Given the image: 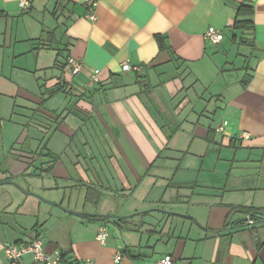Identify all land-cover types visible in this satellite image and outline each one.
<instances>
[{
	"label": "crops",
	"instance_id": "0c3cea01",
	"mask_svg": "<svg viewBox=\"0 0 264 264\" xmlns=\"http://www.w3.org/2000/svg\"><path fill=\"white\" fill-rule=\"evenodd\" d=\"M6 180L83 217L0 186V264L37 238L74 264H264V0H0Z\"/></svg>",
	"mask_w": 264,
	"mask_h": 264
},
{
	"label": "built area",
	"instance_id": "2783aa9c",
	"mask_svg": "<svg viewBox=\"0 0 264 264\" xmlns=\"http://www.w3.org/2000/svg\"><path fill=\"white\" fill-rule=\"evenodd\" d=\"M31 0H20V7L22 9H27L30 7ZM92 20L94 17L92 15L89 16ZM206 39L214 44H220L223 39V33L213 27L209 28L206 33ZM67 67L72 76L79 75L83 69V63L79 59L69 57L67 60ZM122 71L125 73L140 71V68L132 65L129 61H125L122 64ZM100 71L96 70L91 79V85L99 81ZM246 139V136L243 137ZM108 237V229L106 227H102L98 233L97 240L99 243L104 244ZM5 258L11 264H20L21 260L26 255H32L35 262L39 264H63L61 253H58L55 256L50 255L46 252L44 248V241L42 239H35L29 243L21 244V245H7L5 247ZM123 256L120 252H117L115 255V262L119 263L122 260ZM86 264H93L90 261H87ZM157 264H174L173 258L169 255L162 257Z\"/></svg>",
	"mask_w": 264,
	"mask_h": 264
},
{
	"label": "trees",
	"instance_id": "16d2710c",
	"mask_svg": "<svg viewBox=\"0 0 264 264\" xmlns=\"http://www.w3.org/2000/svg\"><path fill=\"white\" fill-rule=\"evenodd\" d=\"M237 11H238L237 17L235 18L232 26L236 30H242V31L247 30L248 31L252 27L251 24H253V21L251 20V15L253 14V7L250 4H248L247 1H243L238 5ZM69 57L67 58V60L69 59ZM250 214L254 220V224L258 225L257 222L261 220L262 217H264V210L262 211L251 210ZM67 256H69L68 253H64V252L62 253L63 261H65V263H68V264H74V261L71 260L72 258L66 259Z\"/></svg>",
	"mask_w": 264,
	"mask_h": 264
},
{
	"label": "water",
	"instance_id": "95a60500",
	"mask_svg": "<svg viewBox=\"0 0 264 264\" xmlns=\"http://www.w3.org/2000/svg\"><path fill=\"white\" fill-rule=\"evenodd\" d=\"M5 185H11V186H14V187H16L20 192H22V193H24V194H27V195H31V196H33V197H35V198H37V199H40V200H42L43 202H45L46 204H49V205H53V206H55V207H57V208H59V209H61V210H63V211H66L67 213H70L71 211H68V210H66L64 207H62L61 205H59V204H56V203H53V202H51V201H49V200H46V199H44V198H42V197H40L39 195H37L36 193H31V192H27V191H25L18 183H16L15 181H13V180H6V181H0V186H5ZM153 211H160V212H165V211H162V210H153ZM148 212H150V211H148ZM73 215H75V216H77V217H83V214H81V213H73V212H71ZM166 214H170V212H165ZM172 214H175V213H172ZM178 215V214H177ZM91 216H93V217H96V216H98V215H91ZM107 219H118V220H125V219H128V218H130L131 216H105ZM247 220V219H246ZM257 223H264V219H261V220H259ZM235 228H237L236 226H232L231 228H228L227 230H232V229H235Z\"/></svg>",
	"mask_w": 264,
	"mask_h": 264
}]
</instances>
